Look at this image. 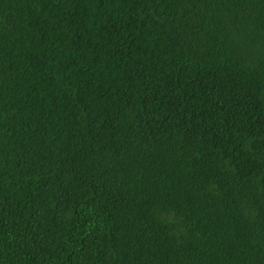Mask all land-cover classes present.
I'll list each match as a JSON object with an SVG mask.
<instances>
[{"label": "trees", "instance_id": "16d2710c", "mask_svg": "<svg viewBox=\"0 0 264 264\" xmlns=\"http://www.w3.org/2000/svg\"><path fill=\"white\" fill-rule=\"evenodd\" d=\"M0 264H264V0H0Z\"/></svg>", "mask_w": 264, "mask_h": 264}]
</instances>
